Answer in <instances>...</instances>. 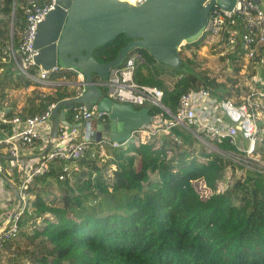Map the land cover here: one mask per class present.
I'll return each instance as SVG.
<instances>
[{
	"label": "trees",
	"instance_id": "trees-1",
	"mask_svg": "<svg viewBox=\"0 0 264 264\" xmlns=\"http://www.w3.org/2000/svg\"><path fill=\"white\" fill-rule=\"evenodd\" d=\"M24 3L25 0H0V47L10 38L16 49L24 28ZM201 41L202 38L185 44L179 56L188 50L195 55ZM129 42L121 34L95 49L94 58L99 63L111 61ZM132 53L143 59L137 66L135 81L161 89L162 104L171 111L190 89L218 88L223 92L218 95L222 99L233 95L214 80L194 73L186 56L181 57V66L175 70L157 63L145 50ZM231 53L242 56L240 44ZM263 53L264 47L254 63L262 62ZM4 67L0 66V101L5 99L6 90L35 85L18 73L13 59ZM163 74L174 79L172 89L160 79ZM63 99L60 92L46 96L32 114ZM145 108L151 117L161 111L153 106ZM70 111L72 115L75 112ZM5 116L10 118L11 113ZM173 133L180 137V145H173L164 136L158 148V137L139 146L108 148L103 164L98 147L91 144L89 147L96 152L88 148L82 158L71 162L77 170L63 180L59 176L64 163L51 164L49 171L30 186L29 195L33 194L34 199L29 198V209L19 222V235L30 238L35 245L29 253V264H264L262 165L253 162L256 170H246L245 177L236 178L224 192H219L217 183L225 169L235 170L237 165L222 155L207 153L188 132L175 128ZM167 143L171 149L166 148ZM218 149L243 157L227 139ZM258 151L264 157V148L256 146ZM51 180L64 194L61 206L49 204L43 197L40 186ZM196 182H203L212 194L203 199L195 190Z\"/></svg>",
	"mask_w": 264,
	"mask_h": 264
},
{
	"label": "built area",
	"instance_id": "built-area-1",
	"mask_svg": "<svg viewBox=\"0 0 264 264\" xmlns=\"http://www.w3.org/2000/svg\"><path fill=\"white\" fill-rule=\"evenodd\" d=\"M145 1L134 0L131 5L138 6ZM21 7L24 28L16 49L11 46V57L18 73L45 87L56 88L65 84L70 85L66 74L74 73L73 70L54 66L45 71L36 60L39 55V50L34 46L37 29L54 9L55 0H25ZM204 36L217 41L223 40L225 48L232 52L238 43L242 49V57L253 60L259 50L264 47V9L253 0H237L230 11L223 10L215 4L210 9ZM237 38H240L239 42ZM142 62L141 55L130 53L123 65L110 70L106 80L96 82L98 88L106 89V97L115 103L141 108L153 106L161 110L152 117L149 124L131 131L124 142L92 141L94 125L107 122L108 114L99 111L97 105L91 106L90 109L82 106L74 110L72 120L74 123L83 124L85 129L83 138H73L75 127L58 126L57 136L46 154L43 157L39 155L35 160L26 159L25 152L34 148L37 143L42 145L40 151L42 154L51 142L50 121L53 118L55 104L48 105L41 113L20 115L11 119L3 115L0 118L1 124L12 125L11 132L0 137V150L6 152L7 157L13 162L12 167L20 175L18 197L14 199L7 191L4 192L7 171L0 163V209L10 200L17 202L16 209L9 217L10 221L7 223V220L0 227V229L3 228L0 232V264L4 248L19 237V222L24 212L29 209V188L34 180L46 174L50 165L59 161L64 163L59 176V180H63L65 175L69 176L72 170H77L69 164L82 158L91 144L98 147L101 153L108 148L143 145L163 135L162 138L167 136L173 145H180V137L173 133V130L178 128L191 134L206 149H212L226 158L240 156L218 149V145L226 139L235 146L238 153L243 154L241 161L247 156H257L256 146L260 131L258 122L260 118L264 119V92H251L240 101L234 102L228 98H220L212 90L199 87L183 93L174 111H171L162 104L161 89L135 81L137 66ZM31 71L35 74L32 75ZM76 75L81 82H84L81 74L76 73ZM52 76H58L59 80L50 79ZM80 86L78 84V90L73 98L80 97L84 93L85 87L81 86L82 89H80ZM128 142L130 143L125 146ZM244 142H246L245 147ZM168 153L171 155V151ZM262 167L261 170L264 173V164Z\"/></svg>",
	"mask_w": 264,
	"mask_h": 264
},
{
	"label": "water",
	"instance_id": "water-1",
	"mask_svg": "<svg viewBox=\"0 0 264 264\" xmlns=\"http://www.w3.org/2000/svg\"><path fill=\"white\" fill-rule=\"evenodd\" d=\"M207 1L146 0L133 6L121 0H55L54 9L37 29L34 43L39 50L37 64L45 71L59 66L81 74L84 82L78 84L86 90L80 97L63 99L55 104L51 142L41 156L52 147L57 136L61 107L75 110L97 105L99 111L106 112L108 121L94 125L91 140L96 142H124L131 131L149 124L152 117L147 108L136 110L131 105L103 98L95 79L106 80L110 70L123 65L126 57L137 49L145 50L161 65L179 69L180 47L204 36L211 7L216 4L230 11L237 0ZM253 2L260 5L261 0ZM121 34L130 42L113 60L99 63L94 58V50ZM65 126L71 127V124L66 122ZM14 195L18 197L17 191Z\"/></svg>",
	"mask_w": 264,
	"mask_h": 264
},
{
	"label": "rangeland",
	"instance_id": "rangeland-1",
	"mask_svg": "<svg viewBox=\"0 0 264 264\" xmlns=\"http://www.w3.org/2000/svg\"><path fill=\"white\" fill-rule=\"evenodd\" d=\"M201 42L202 45L195 55L189 50L185 51L184 54L183 52L180 53V58H185L186 56L192 62L189 65L194 73L201 77L214 80L216 84L224 86V90H227L229 94H233L232 97H224L229 98L234 102L240 101L243 97L251 92H263V59L262 62L257 64L254 63L253 60H247L242 56L236 57L232 55V53L230 54L232 51H228L224 44L221 41H217V39L206 38V36H203ZM184 45L185 44L180 47V50ZM10 50L11 43L10 38H8L7 41H5L4 46L0 47V66L6 67L9 64V60H12ZM232 58H234L235 62V65L233 66L232 64L234 62L231 63ZM0 72L2 73L1 69ZM160 79L163 81L165 87L172 89L174 83L173 78L163 74L161 75ZM220 90L221 89L213 88V92L219 96H221L223 93ZM236 90H239L238 94H236ZM28 94L30 95L29 91H12L10 92L11 102L17 106V102H25ZM26 103H28V100ZM29 105L31 104L29 103ZM134 108L137 109L139 107L134 106ZM259 120L262 127L259 126L260 131L258 135V146L264 148V119L260 118ZM162 136L163 135L158 137V143L155 145L156 148L161 145L159 140L162 138ZM129 143L130 142L126 143L125 146H127ZM243 146H246V142H244ZM169 147L170 144L167 143L166 148L169 149ZM89 149H91L92 152H96V149L93 147H89ZM205 151L207 153H215V151L212 149H207ZM256 153L257 156H247L248 158L246 157V159L243 161H241L242 158L240 156L233 157L232 159L228 158L235 165H237V167H235V170L231 169L230 167L225 169L221 181L217 183V191L224 192L236 178L245 177L246 170H256V166L253 165V162H258V164L263 165L264 157L261 156V152L258 151ZM98 155L99 158L103 159L101 160L100 164H103L108 158L106 150L99 153ZM200 159L202 161L205 160L202 159V157H200ZM238 167H241V169H236ZM194 187L203 199H206L211 194V190L207 188L203 182H196ZM40 188L44 190L43 197L46 202L56 206H61V198L64 194L62 189H59L55 184H53L52 180L49 181L48 184L40 186ZM29 198L33 200V194L29 195ZM33 248H35V245L31 243L30 238L19 235L17 239L13 240L10 245H7L2 251L1 264H29V253L33 250Z\"/></svg>",
	"mask_w": 264,
	"mask_h": 264
},
{
	"label": "crops",
	"instance_id": "crops-1",
	"mask_svg": "<svg viewBox=\"0 0 264 264\" xmlns=\"http://www.w3.org/2000/svg\"><path fill=\"white\" fill-rule=\"evenodd\" d=\"M128 1L131 2L132 0H128ZM259 6L262 9H264V0H261V3ZM237 41L239 42L240 38H237ZM14 74L17 75V71ZM66 76H67V80L69 81L70 85L65 84L62 86H58L56 88L55 87L51 88V87H45L43 85H38L34 83L35 85L30 86L27 89H15V90L29 91L30 93V95L28 94L25 102L21 103L19 101L17 102V106L14 105V103H12L10 99V92L15 91V90H6L7 95L5 99L0 101V118L3 115L5 116V114L9 112L11 113V117L9 119L15 116H20V115L21 116L30 115L40 106L41 102L45 101L46 96H54L57 92L64 94L65 99L74 97V95L76 94V91L78 90L77 84L80 83L81 80L77 78V75L75 72L74 73L70 72L66 74ZM50 79H54V80L58 79V76H52ZM98 81H100V79L96 78L95 82H98ZM80 89H82L81 86H80ZM99 89H102L104 91L103 92L101 90L102 91L101 96L103 98H107L106 89L105 88H99ZM83 90L85 91L86 88H84ZM27 100H28V103H26ZM29 103L31 105H29ZM35 104L37 105V107ZM58 116H59V126L61 125L65 126L67 122L71 124V128L72 127L76 128V131L73 136L74 139H81L84 137L85 129H84L83 124L74 123V121L72 120V112L70 111V109H67L66 107H61L58 110ZM52 123H53V118L50 121L51 130H52ZM2 125L3 124L0 123V137H2L4 134H8L9 130L11 132V128H12V125H5V126H9V128L3 127ZM41 148H42V145L37 143L34 146V148H32L31 150H28V152H25L24 157L26 159L35 160L39 155H41L40 153ZM0 163L6 168V171H7V173H5L4 192L7 191L10 194L11 198L15 199L16 196L14 195V191H17L18 186L20 185V175L12 167L13 162L7 157L6 152L3 150H0ZM71 167L73 166L71 165ZM16 207H17L16 200L15 202L10 200L7 203L3 204L2 208L0 209V227H2L4 225V222H6L9 219L10 215L14 212Z\"/></svg>",
	"mask_w": 264,
	"mask_h": 264
},
{
	"label": "bare ground",
	"instance_id": "bare-ground-1",
	"mask_svg": "<svg viewBox=\"0 0 264 264\" xmlns=\"http://www.w3.org/2000/svg\"><path fill=\"white\" fill-rule=\"evenodd\" d=\"M121 1H124V2H128L130 4H133L134 0H132L131 2H129L128 0H121ZM258 146V145H257ZM258 150V149H257Z\"/></svg>",
	"mask_w": 264,
	"mask_h": 264
}]
</instances>
